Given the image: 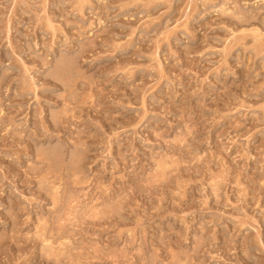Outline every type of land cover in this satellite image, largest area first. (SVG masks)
<instances>
[{
	"label": "rangeland",
	"instance_id": "obj_1",
	"mask_svg": "<svg viewBox=\"0 0 264 264\" xmlns=\"http://www.w3.org/2000/svg\"><path fill=\"white\" fill-rule=\"evenodd\" d=\"M0 264H264V0H0Z\"/></svg>",
	"mask_w": 264,
	"mask_h": 264
}]
</instances>
